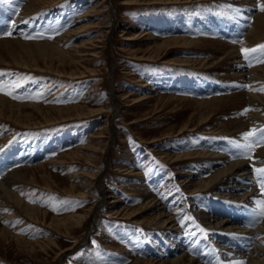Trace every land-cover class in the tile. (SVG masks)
<instances>
[{"label":"rangeland","instance_id":"obj_1","mask_svg":"<svg viewBox=\"0 0 264 264\" xmlns=\"http://www.w3.org/2000/svg\"><path fill=\"white\" fill-rule=\"evenodd\" d=\"M29 1L0 0V38L50 40L64 49L78 50V44L90 40L102 29L94 24L96 21L101 20L105 26L111 27L104 40L103 51L99 56L84 61L96 72L68 77L44 68H26L20 64L0 62V73L4 74L0 76V84L3 85L0 93L14 102H35L40 106L78 104L88 109H98L103 105H107V108L86 115L73 112L63 117L57 116L48 123L43 121L31 125L1 116L0 180L5 174L9 175L23 166L44 164L46 173L52 175L55 187L45 186L38 170L34 173L27 170L24 179L9 181L11 190L25 203L36 205L51 216L71 214L89 206L92 210L84 226L71 237L56 232L48 222L35 219L14 202L5 200L0 205V264H131L136 255L149 257L147 254L141 255V252L136 253L144 245L143 236L149 235L147 238L152 239L154 225L142 219L149 215V210L145 211L147 207H142L140 210L143 212L133 217L110 214V206L119 208L121 204H129L140 207L143 201L137 189L136 193H132V181L124 178L126 174L120 169L121 163L124 159L136 162L145 172L149 191L157 194L156 198L160 201L167 200L170 193L176 192L172 181L179 179L186 165L184 163L193 160L171 162L160 157L158 148L164 146V149L176 152L180 146L186 147L180 145V140L185 143L193 138L196 144L200 136L212 133L187 129L180 136H165L171 130H178L190 117L195 123L198 122L195 105L191 104V100L182 98L189 92L183 91L181 86L187 87L204 80L210 83L216 81L217 84L233 82L231 77L223 75V67L216 71L214 67L204 68L197 61L194 62L195 58L214 53L212 48L182 42L161 46L154 44L177 35L188 38L209 36L207 39L217 35L228 41H241L250 28L247 21H251L245 18L250 5L242 0H132L131 3H123L122 0H46L29 13L26 8ZM99 1L100 6L96 5ZM260 1L253 2L252 7L258 12L262 11ZM94 6H97V10L90 11ZM86 12H89L87 16ZM72 29L75 31L69 35L68 31ZM147 31L155 33L152 38L148 37ZM201 32H205V35ZM129 35L134 37L127 39ZM256 42L250 46L251 49L264 45V38ZM241 52L254 61L253 66L263 63L258 61L264 57L260 50ZM83 67L80 63L79 68ZM112 87L118 99L122 91L130 89L136 96L147 91L153 96L117 107L116 100L111 96ZM6 92L22 99H13ZM34 119L39 121V117ZM214 119L216 116L208 123L215 124ZM104 124L107 130L100 133V126ZM217 135L210 136L219 138ZM95 141L107 144V147L97 160V176L90 178L89 185L83 186V179L94 167L88 160L89 149L81 146L89 145L91 149V143ZM33 174L35 181L30 178ZM157 176L159 180L154 179ZM259 176L264 178V173ZM72 182L75 192L64 191V187H69ZM112 190L121 194V199L114 203L109 202ZM185 193L189 194V191L185 190ZM200 193L225 197L215 189L201 190ZM182 194L183 191L176 195L180 198ZM195 194L198 195L197 192L192 195ZM190 200L192 203L187 200L184 205L172 209L179 218L178 224L183 225L181 230L189 229L194 221L199 223L201 229H209L199 213L200 208L196 207L195 199ZM167 206L170 210L169 202ZM237 213L242 215L246 212L238 210ZM1 227L37 243L22 242L20 247L11 237L10 241L3 242V237L9 236V233L1 232ZM38 240L47 243L56 240L57 245L53 243L48 252H43ZM71 244L79 247L66 250ZM58 247L64 251L56 256L61 251Z\"/></svg>","mask_w":264,"mask_h":264},{"label":"bare ground","instance_id":"obj_2","mask_svg":"<svg viewBox=\"0 0 264 264\" xmlns=\"http://www.w3.org/2000/svg\"><path fill=\"white\" fill-rule=\"evenodd\" d=\"M242 1H246L250 5L245 18L251 22L247 21L250 28L241 41H237L238 39L228 41L217 37V35L211 37V39H207L210 38L209 36L200 37L199 35V38H196L198 36L188 38L177 35L154 44L155 46H161L171 42H182L188 45L193 44L195 47L205 45L201 48H212L214 53L195 58L194 62L197 61L204 68L214 67L216 71L219 70V67H223L221 69L224 70V73L222 71L221 73L225 77H231L233 82L217 84L216 81L210 83L204 80L197 81L187 87L181 86L183 91L192 94L191 96L184 94L182 98L191 100V104L195 105L193 107L198 122L195 123L190 117L178 130H171L165 136H180L187 129H202L203 132H212L210 135L219 134L217 135L219 138L205 134V136L199 137L200 139L196 144L193 138H189L187 140L189 142L185 143L180 140V145H186V147L180 146L176 152H170L168 148L164 149V144L163 147L158 146V152L163 159L171 162L186 159L193 160L184 163L186 165L181 170V176L178 177V180L172 181L176 192L170 193L168 199L163 201L164 203L156 198L157 194L149 191L145 183V172L138 167L136 162L133 163L129 159H124L121 163L120 169L124 170V174H126L124 178L132 181H130L134 187L132 193H136L135 189H137L143 201L140 207L129 206V204H121L119 208H115V205L110 206V214L133 217L139 213L141 214L143 210L140 209L145 206L147 207L145 211L148 212L149 210V215L146 214V217L142 219L154 225L151 233L152 239L147 238L149 235L143 236L144 245L140 246L136 252H141V255L147 254L149 257L136 255L131 264H264V217L260 215L261 205L256 203L257 201H264V187H262L264 178L259 176L261 173L255 171V169H264V145L260 143L261 139L264 138V62L253 66L254 61L248 59L241 52L242 50L251 49L252 44L264 38V11L258 12L252 8L253 2L255 3L257 0ZM45 2L46 0H30L26 8L29 13H32L33 10L38 9ZM121 2L131 3L132 0H122ZM99 3L100 1L96 5L100 6ZM260 4L261 6L264 5V0H261ZM254 7H257V5ZM95 10H97V6L92 7L90 11ZM88 14L89 12L85 13L86 16ZM85 24L81 27H84ZM94 24L102 27V29L90 40L78 44L77 47H80L78 50L76 48L64 49L60 44L50 40L2 37L0 38V62L7 65L20 64L26 68H44L49 70L48 72L52 71L68 77H81L94 73L96 69L88 67L84 61L99 56L103 51V43L111 27V25L105 26V23H102L101 20L96 21ZM73 31L75 30H69L68 34L74 33ZM147 33L149 38H152L155 34L148 31ZM201 33L205 35V32ZM126 37L130 39L134 36L129 35ZM58 39L56 38V40ZM262 60H264V57L258 59L260 62ZM80 63L84 65L82 69L79 68ZM140 80L142 79L140 78ZM135 94L131 89L125 90L121 92L120 98L116 97V99L117 93H115L113 87L111 91V96L116 100L117 107L122 104L128 105L127 102L130 101L136 103V101L153 96L149 91L140 96ZM106 108L107 105H103L98 109H88L86 106L78 104L63 107L40 106L35 102H14L0 93V118L1 116L7 117L28 125L36 122L42 123L43 121V123H48L57 116L63 117L73 112L78 115H86L89 112H99ZM123 113H125V110ZM223 115H226V118H223ZM213 116H216V119H214L216 123H208ZM35 117H39V121L34 119ZM106 130L105 124L100 126V133L106 132ZM246 133L251 134L246 137L244 135ZM91 145V149L89 145L81 146L89 149L88 160L94 167V170L86 174V178L83 179V186L89 185L90 178L97 176L98 170L95 169L99 167L97 160L101 157V152L107 147V144L98 141L91 143ZM96 152H100V154ZM23 167L20 170L16 169L10 172L9 175L5 174L3 180H0V205L5 200H10L35 219L44 223L48 222V225L54 227L56 232H62L73 237V233H77L84 226L92 207L89 206L82 211H75L63 216H51L46 210L25 203L15 194L16 192L14 193L11 190L8 185L9 181L14 179L17 181L18 178L24 179L27 170H31L33 173L38 170L45 186L53 188L55 183L52 175L46 173L44 164L35 167ZM150 168H152V165ZM30 178L36 180L34 174ZM154 179L159 180V177H154ZM209 189H215L225 197L213 193L198 194L201 190L209 191ZM75 190L73 182L70 183L69 187H64V191L67 192L74 193ZM185 190H188L189 194L185 193ZM181 191H183V194L179 198L176 194ZM111 192L109 194L112 197L109 200L110 203L121 199L119 192L116 190ZM196 192L198 195H192ZM230 197H233V199ZM190 198L193 201L195 199L196 207L200 208L199 213L202 214L201 217L206 223L204 225L208 226L209 229H201L199 223L194 221L189 229L181 230L182 224H178L177 220L179 218L173 210L178 205H184L187 200L190 203ZM168 202L171 211L167 209ZM238 210L246 213L240 215V213H237ZM2 231L6 234L8 230L1 227ZM8 233L9 236L6 237L5 235L3 237V242L9 240L10 237L20 247L22 242L33 244L36 242L25 239L23 235H17V233L16 235L11 234L9 231ZM53 241L57 245L56 240ZM39 242L41 243L40 249L43 252H48L53 244L51 240L48 243L38 240ZM75 246V244H71L66 250H75L79 247ZM58 249L61 250L59 247ZM62 251L64 250L57 252L56 256Z\"/></svg>","mask_w":264,"mask_h":264},{"label":"snow or ice","instance_id":"obj_3","mask_svg":"<svg viewBox=\"0 0 264 264\" xmlns=\"http://www.w3.org/2000/svg\"><path fill=\"white\" fill-rule=\"evenodd\" d=\"M261 10L264 11V5L261 6ZM260 50L262 53H264V45H261V46H258V49H251V50H242V51H245L246 53L247 52H256ZM261 62H264V60H262ZM4 75L3 73H0V76ZM246 87V86H245ZM0 91H3V85H0ZM5 94H8V95H11L13 99H22L21 97L17 96V95H14L12 94L11 92H6ZM251 133H246L244 134L246 137L248 135H250ZM260 143L262 145H264V138L261 139ZM255 171L257 173H264V169H255ZM262 187H264V185H262ZM256 203L260 204L261 205V211H260V215L261 217H264V201H257Z\"/></svg>","mask_w":264,"mask_h":264}]
</instances>
